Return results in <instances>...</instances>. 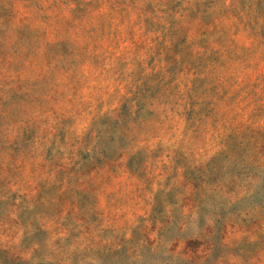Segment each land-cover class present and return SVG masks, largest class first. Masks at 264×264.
I'll use <instances>...</instances> for the list:
<instances>
[{
	"label": "rangeland",
	"instance_id": "rangeland-1",
	"mask_svg": "<svg viewBox=\"0 0 264 264\" xmlns=\"http://www.w3.org/2000/svg\"><path fill=\"white\" fill-rule=\"evenodd\" d=\"M0 264H264V0H0Z\"/></svg>",
	"mask_w": 264,
	"mask_h": 264
}]
</instances>
